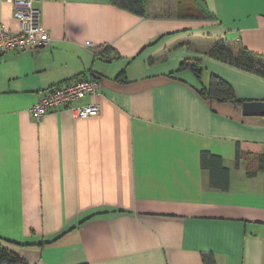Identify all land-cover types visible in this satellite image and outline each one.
<instances>
[{"label": "crops", "instance_id": "obj_1", "mask_svg": "<svg viewBox=\"0 0 264 264\" xmlns=\"http://www.w3.org/2000/svg\"><path fill=\"white\" fill-rule=\"evenodd\" d=\"M30 1L48 45L0 54L4 245L27 264H264V75L212 55L264 70V0ZM0 24L18 30L8 0ZM79 77L98 115L33 118Z\"/></svg>", "mask_w": 264, "mask_h": 264}, {"label": "built area", "instance_id": "obj_2", "mask_svg": "<svg viewBox=\"0 0 264 264\" xmlns=\"http://www.w3.org/2000/svg\"><path fill=\"white\" fill-rule=\"evenodd\" d=\"M12 16L18 22V30L11 31L0 24V54L29 51L36 53L50 41L48 31L40 22V13L30 0H8ZM264 37V30H263ZM95 99L100 89L94 79L79 77L70 83L56 86L42 95L30 108V114L36 121L45 115L63 108L75 119H87L98 115L100 109L96 102L81 105L86 97Z\"/></svg>", "mask_w": 264, "mask_h": 264}, {"label": "trees", "instance_id": "obj_3", "mask_svg": "<svg viewBox=\"0 0 264 264\" xmlns=\"http://www.w3.org/2000/svg\"><path fill=\"white\" fill-rule=\"evenodd\" d=\"M110 3L135 13L139 16L145 15L146 3L149 0H108ZM180 5H185V0L177 1ZM212 55L216 58L227 61L230 64L241 67L244 70L255 72L260 75H264L262 66L256 63L246 52L240 50L237 56H233L224 43H218L212 52ZM211 84L214 86V97L220 100L232 99L234 100L230 88L216 77H212ZM224 95V97H223ZM236 102V101H235ZM9 243L0 238V264H27L20 259L15 253L11 252L4 243ZM204 264H214V261L210 257L204 258Z\"/></svg>", "mask_w": 264, "mask_h": 264}]
</instances>
